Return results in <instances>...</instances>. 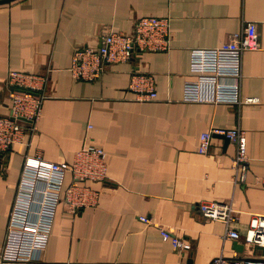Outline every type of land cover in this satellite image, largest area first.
Returning a JSON list of instances; mask_svg holds the SVG:
<instances>
[{
	"label": "crops",
	"instance_id": "1",
	"mask_svg": "<svg viewBox=\"0 0 264 264\" xmlns=\"http://www.w3.org/2000/svg\"><path fill=\"white\" fill-rule=\"evenodd\" d=\"M150 16L170 19L169 51L111 64L98 80L73 78L78 50L98 49L111 32L129 33ZM249 23L256 26L260 47L243 55L241 95L258 101H185L192 49L227 44ZM13 71L38 77L42 84L35 93L44 98L35 131L1 156L0 254L27 157L71 163L92 145L105 151L107 171L103 180L75 181L67 173L45 248L34 260L0 264L264 258V247L244 240L254 216L264 217V0H15L0 5L2 115L10 114ZM137 74L153 76L155 101L137 100L130 87ZM234 128L247 137L244 181L235 180L236 143L214 132ZM212 131L211 149L202 153L201 136ZM74 181L92 197L77 209L65 200ZM214 204L232 208L234 219L227 224L206 218L202 207ZM233 229L241 241L227 236ZM163 230L190 243L191 250L177 251Z\"/></svg>",
	"mask_w": 264,
	"mask_h": 264
},
{
	"label": "built area",
	"instance_id": "2",
	"mask_svg": "<svg viewBox=\"0 0 264 264\" xmlns=\"http://www.w3.org/2000/svg\"><path fill=\"white\" fill-rule=\"evenodd\" d=\"M172 33L169 18L143 17L129 33L113 31L102 39L98 49L78 50L70 72L76 80L94 81L100 79L111 64L130 62L141 58L147 52H167L171 49ZM256 26L249 23L233 41L218 47L194 48L191 51L190 75L185 82L184 100L213 104H249L257 98H243L241 95L242 58L245 52L259 49ZM10 114H0V163L1 156L12 146L23 143L25 136L35 131V122L41 114L43 96L36 95L42 81L23 72L10 73ZM131 89L137 92L140 102L155 101L158 97L151 75H134ZM26 119V121L20 120ZM216 134L226 136L236 143L234 159L235 180L244 181L248 167L247 137L241 128L219 129ZM213 131L202 134L200 150L209 153ZM106 154L101 148L87 146L79 151L71 163L48 162L40 158L25 159L6 231L0 262H24L37 258V254L48 243L54 215L62 200V191L67 173L74 180H103L106 178ZM73 182L66 191L65 200L73 209L86 205L90 198L87 188ZM206 218L229 224L234 219L232 208L226 205L202 207ZM149 224L147 216H141ZM165 240H171L180 253L190 251L187 241L163 230ZM227 236L241 241L239 231L229 230ZM246 244L264 247V217L255 215L244 236ZM210 264H264V258H243L219 256Z\"/></svg>",
	"mask_w": 264,
	"mask_h": 264
},
{
	"label": "water",
	"instance_id": "3",
	"mask_svg": "<svg viewBox=\"0 0 264 264\" xmlns=\"http://www.w3.org/2000/svg\"><path fill=\"white\" fill-rule=\"evenodd\" d=\"M13 1H15V0H0V5L10 4V3H12ZM20 120H22V121H26V119H24V118H20ZM224 137H225V139H226L227 142L230 141L229 138H227L226 136H224ZM236 244L238 245V242H237ZM244 248H245L244 245H240V248H238V249H240L239 252L242 253V252L244 251Z\"/></svg>",
	"mask_w": 264,
	"mask_h": 264
}]
</instances>
